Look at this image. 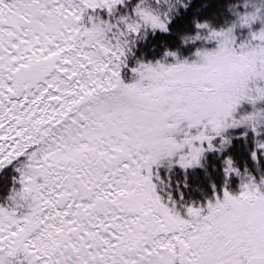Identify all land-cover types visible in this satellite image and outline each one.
<instances>
[{"label":"snow or ice","instance_id":"snow-or-ice-1","mask_svg":"<svg viewBox=\"0 0 264 264\" xmlns=\"http://www.w3.org/2000/svg\"><path fill=\"white\" fill-rule=\"evenodd\" d=\"M188 7L0 0V264H264V174L227 152L242 127L264 160V0H232L219 29L193 17L182 42L216 44L196 59L166 49L174 62L122 77L136 40ZM206 151L227 153L224 184L194 199Z\"/></svg>","mask_w":264,"mask_h":264},{"label":"trees","instance_id":"trees-1","mask_svg":"<svg viewBox=\"0 0 264 264\" xmlns=\"http://www.w3.org/2000/svg\"><path fill=\"white\" fill-rule=\"evenodd\" d=\"M232 0H189L187 9L178 8L179 15H175L169 25V32L164 33L159 30L153 32L149 30L144 39H137L132 48V53L129 55L127 64L128 67L122 69L126 71V76L132 72L129 70L134 67L137 61H154L165 60L166 63L174 62L173 57L164 58V52L175 51L180 59L187 58L189 61L194 59L196 49L203 46H210L211 41L204 40L182 42V37L185 35H193L197 31L192 18L195 17L199 21H207L211 27L219 29L231 22L234 17L228 9V4ZM122 71V73H123ZM257 107L264 108V100L257 101ZM252 105L247 101H242L237 106L236 115L251 111ZM233 133V144L230 145L227 152H230L237 164L243 171L245 168L253 174H264V160L253 162L248 155L247 149L251 147V141L246 137H238L235 135L238 131H243V128L230 129ZM206 156L202 159L203 167L196 166L186 171L188 183L190 185L191 197L194 199L201 198V193H208L211 190V185L215 184L219 190L224 184L222 173V158L224 154H218L215 151L205 152ZM177 177H182L181 171L173 167L171 170ZM240 183L239 177L232 175L228 178L226 187L233 193H236V183ZM199 190V191H198Z\"/></svg>","mask_w":264,"mask_h":264},{"label":"rangeland","instance_id":"rangeland-1","mask_svg":"<svg viewBox=\"0 0 264 264\" xmlns=\"http://www.w3.org/2000/svg\"><path fill=\"white\" fill-rule=\"evenodd\" d=\"M227 26V25H226ZM225 27V26H223ZM255 27H259V24L257 23L256 25H254V28ZM235 34L237 36V42L241 41V40H244L246 37H247V34H248V29L247 28H237L235 30ZM209 42V41H207ZM216 46L215 44V41H211V45L210 46H203L205 48H214ZM194 59H196L195 55H194ZM193 59V60H194ZM157 60H154V61H151L153 63H155ZM149 62V61H148ZM162 62H166L165 60H162ZM123 71V70H122ZM134 74L131 73L130 75L126 76V71L124 70L123 73H122V77L124 78L125 82H130L131 79L133 78ZM207 152V151H206ZM206 156V154L204 153L203 155V158ZM202 158V159H203ZM235 190L238 192L239 191V184H238V181L236 183V188Z\"/></svg>","mask_w":264,"mask_h":264},{"label":"clouds","instance_id":"clouds-1","mask_svg":"<svg viewBox=\"0 0 264 264\" xmlns=\"http://www.w3.org/2000/svg\"><path fill=\"white\" fill-rule=\"evenodd\" d=\"M185 36H191V35H185Z\"/></svg>","mask_w":264,"mask_h":264}]
</instances>
